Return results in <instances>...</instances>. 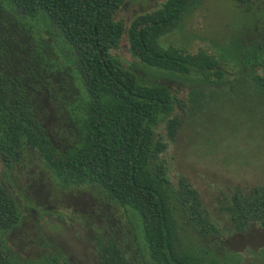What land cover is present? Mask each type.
<instances>
[{
	"label": "trees",
	"instance_id": "trees-1",
	"mask_svg": "<svg viewBox=\"0 0 264 264\" xmlns=\"http://www.w3.org/2000/svg\"><path fill=\"white\" fill-rule=\"evenodd\" d=\"M199 1L163 0L134 16L125 29L113 18L124 0H0L3 169L10 173L30 156L60 189H95L126 213L144 264H217L204 250L184 245L180 232L191 230L206 241L218 229L185 179L171 182L162 159L167 143L157 130L163 123L172 140L179 121L169 116L181 109V101L164 84L140 82L110 52L125 33L130 56L166 77L215 72L217 61L211 56L158 43ZM232 1L243 8L261 0ZM254 51L243 62L249 84L264 100V55ZM52 109L60 123L71 127L69 136H58L47 124ZM224 212L233 232L256 226L264 234V185L233 187ZM20 219L0 180V264H68L15 253L8 236ZM257 255L264 264V248ZM226 258L224 264H233ZM229 258L240 264L237 255ZM99 259L101 264H128L122 246L112 239L99 245Z\"/></svg>",
	"mask_w": 264,
	"mask_h": 264
},
{
	"label": "rangeland",
	"instance_id": "rangeland-1",
	"mask_svg": "<svg viewBox=\"0 0 264 264\" xmlns=\"http://www.w3.org/2000/svg\"><path fill=\"white\" fill-rule=\"evenodd\" d=\"M162 1L124 0L113 18L126 29L134 16L150 12ZM158 43L190 55L201 51L217 61L215 72L210 70L206 77L196 72L166 77L130 56L125 33L110 52L140 82L164 84L182 103L169 116L179 121L172 140L166 138L163 123L158 127L167 143L162 159L171 182L182 176L218 229L206 241L183 229V243L204 250L217 264H224L226 257L236 264L229 258L232 255L240 257V264H259L263 232L256 226L233 232L224 208L233 187L264 185V100L249 84V70L243 62L250 51L264 55V0L243 8L232 0H200ZM47 116V124L57 129L58 136L60 132L70 135L71 127L60 123L53 109ZM0 180L21 214L8 236L9 245L21 258L101 264L99 245L112 239L122 246L128 264L146 261L134 245L124 210L107 203L92 187L60 189L30 156L10 173L0 163Z\"/></svg>",
	"mask_w": 264,
	"mask_h": 264
}]
</instances>
